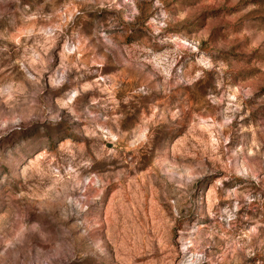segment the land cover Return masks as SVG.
I'll list each match as a JSON object with an SVG mask.
<instances>
[{
    "label": "rangeland",
    "instance_id": "obj_1",
    "mask_svg": "<svg viewBox=\"0 0 264 264\" xmlns=\"http://www.w3.org/2000/svg\"><path fill=\"white\" fill-rule=\"evenodd\" d=\"M0 264H264V0H0Z\"/></svg>",
    "mask_w": 264,
    "mask_h": 264
},
{
    "label": "water",
    "instance_id": "obj_2",
    "mask_svg": "<svg viewBox=\"0 0 264 264\" xmlns=\"http://www.w3.org/2000/svg\"><path fill=\"white\" fill-rule=\"evenodd\" d=\"M108 147H110V146L108 145Z\"/></svg>",
    "mask_w": 264,
    "mask_h": 264
}]
</instances>
